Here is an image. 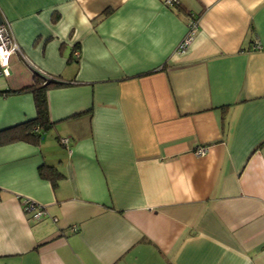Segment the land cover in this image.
I'll return each mask as SVG.
<instances>
[{
	"label": "crops",
	"instance_id": "crops-1",
	"mask_svg": "<svg viewBox=\"0 0 264 264\" xmlns=\"http://www.w3.org/2000/svg\"><path fill=\"white\" fill-rule=\"evenodd\" d=\"M178 1L0 0L5 90L65 83L43 139L0 144V264H264V0ZM35 116L0 94V131Z\"/></svg>",
	"mask_w": 264,
	"mask_h": 264
},
{
	"label": "trees",
	"instance_id": "trees-1",
	"mask_svg": "<svg viewBox=\"0 0 264 264\" xmlns=\"http://www.w3.org/2000/svg\"><path fill=\"white\" fill-rule=\"evenodd\" d=\"M59 15H54L53 21L56 22ZM189 19L192 21L198 20L189 14ZM197 22V21H196ZM77 46L73 48V52ZM74 59H79L74 57ZM77 61V60H76ZM32 84L20 90H3L0 91L2 95H20L22 93H29L33 96V101L36 109V116L33 119L27 120L23 123L12 126L6 130L0 131V144L14 140H28L37 143L43 139L46 134L55 124L51 120L48 91L51 87L64 85L59 79L49 76L45 72L32 68ZM39 174L43 178H47L52 187L56 188L57 183L64 177L56 167L43 164L39 167Z\"/></svg>",
	"mask_w": 264,
	"mask_h": 264
},
{
	"label": "built area",
	"instance_id": "built-area-1",
	"mask_svg": "<svg viewBox=\"0 0 264 264\" xmlns=\"http://www.w3.org/2000/svg\"><path fill=\"white\" fill-rule=\"evenodd\" d=\"M178 0H166V4L172 7L178 4ZM198 30V22L190 20L188 24V33L180 43L178 51L184 52L192 43L195 32ZM20 52L19 46L14 39L10 26L7 23H0V76L9 77L11 75V59L14 55ZM74 56H80L79 51H74ZM60 143L65 147L68 145V138L60 139ZM194 153L196 155H204L206 153L205 147H198ZM25 210L31 214L35 220H39L47 216V212L43 206L35 204L31 200H24Z\"/></svg>",
	"mask_w": 264,
	"mask_h": 264
},
{
	"label": "rangeland",
	"instance_id": "rangeland-1",
	"mask_svg": "<svg viewBox=\"0 0 264 264\" xmlns=\"http://www.w3.org/2000/svg\"><path fill=\"white\" fill-rule=\"evenodd\" d=\"M8 80L5 79L3 76H0V91H3L6 89V87H8ZM14 102H9L10 107L13 105Z\"/></svg>",
	"mask_w": 264,
	"mask_h": 264
}]
</instances>
